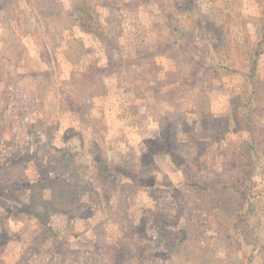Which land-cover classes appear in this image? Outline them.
Listing matches in <instances>:
<instances>
[{
	"label": "rangeland",
	"instance_id": "374dc122",
	"mask_svg": "<svg viewBox=\"0 0 264 264\" xmlns=\"http://www.w3.org/2000/svg\"><path fill=\"white\" fill-rule=\"evenodd\" d=\"M85 1L0 0V264H264V0Z\"/></svg>",
	"mask_w": 264,
	"mask_h": 264
},
{
	"label": "trees",
	"instance_id": "16d2710c",
	"mask_svg": "<svg viewBox=\"0 0 264 264\" xmlns=\"http://www.w3.org/2000/svg\"><path fill=\"white\" fill-rule=\"evenodd\" d=\"M77 2H79V3H81V5H86V6H88V4H87V1H85V0H76ZM89 7V6H88ZM84 13V12H83ZM263 35H264V32H263ZM255 65H256V63H255V61H253V63H252V65H251V68L249 69V73H248V75H247V77H248V84H250V86H253V88L251 89V92L252 93H256L257 91H258V88H257V86L260 84V83H258V82H256L255 80H254V70H255ZM239 180H237V182H238Z\"/></svg>",
	"mask_w": 264,
	"mask_h": 264
}]
</instances>
